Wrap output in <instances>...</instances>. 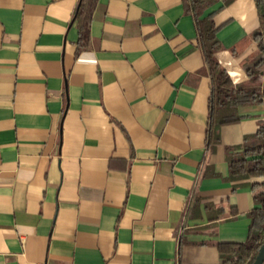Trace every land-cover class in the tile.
<instances>
[{
    "label": "crops",
    "instance_id": "1",
    "mask_svg": "<svg viewBox=\"0 0 264 264\" xmlns=\"http://www.w3.org/2000/svg\"><path fill=\"white\" fill-rule=\"evenodd\" d=\"M77 3L0 0V264H219L264 182H231L226 149L264 104L207 152L210 78L182 0H97L81 51ZM221 5L215 58L255 86L254 0L204 15Z\"/></svg>",
    "mask_w": 264,
    "mask_h": 264
},
{
    "label": "trees",
    "instance_id": "2",
    "mask_svg": "<svg viewBox=\"0 0 264 264\" xmlns=\"http://www.w3.org/2000/svg\"><path fill=\"white\" fill-rule=\"evenodd\" d=\"M222 1L231 0H182L183 11L193 18L197 42L205 62V70L210 78L208 116L205 132L206 150L211 153L220 141V129L239 123L242 117L237 110L249 104H264V81L258 86H237L233 84L225 69L215 58L221 50L216 37L219 26L213 22V15L221 6L204 15L205 11ZM97 0H78L73 22L77 27V50H84L89 41V27ZM259 27L253 34L257 52L264 56V0H254ZM251 83L264 77V57L253 68L247 70ZM237 149H226L228 178L231 182H243L251 178L264 177V122L255 134L245 137ZM253 201L258 207L248 213L249 226L244 242L215 244L220 259L219 264H252L258 248L264 243V182L252 183ZM217 216L210 217L215 221ZM184 240L179 238V246Z\"/></svg>",
    "mask_w": 264,
    "mask_h": 264
},
{
    "label": "water",
    "instance_id": "3",
    "mask_svg": "<svg viewBox=\"0 0 264 264\" xmlns=\"http://www.w3.org/2000/svg\"><path fill=\"white\" fill-rule=\"evenodd\" d=\"M252 264H264V243L258 248L257 254Z\"/></svg>",
    "mask_w": 264,
    "mask_h": 264
},
{
    "label": "rangeland",
    "instance_id": "4",
    "mask_svg": "<svg viewBox=\"0 0 264 264\" xmlns=\"http://www.w3.org/2000/svg\"><path fill=\"white\" fill-rule=\"evenodd\" d=\"M262 81H264V77H262L258 82H254L255 86H258L262 83Z\"/></svg>",
    "mask_w": 264,
    "mask_h": 264
},
{
    "label": "built area",
    "instance_id": "5",
    "mask_svg": "<svg viewBox=\"0 0 264 264\" xmlns=\"http://www.w3.org/2000/svg\"><path fill=\"white\" fill-rule=\"evenodd\" d=\"M45 264H50V263H45Z\"/></svg>",
    "mask_w": 264,
    "mask_h": 264
}]
</instances>
